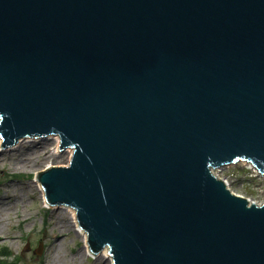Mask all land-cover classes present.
Wrapping results in <instances>:
<instances>
[{
	"label": "water",
	"instance_id": "water-1",
	"mask_svg": "<svg viewBox=\"0 0 264 264\" xmlns=\"http://www.w3.org/2000/svg\"><path fill=\"white\" fill-rule=\"evenodd\" d=\"M0 137H59L37 174L112 264H264V0H0ZM36 254H40V251Z\"/></svg>",
	"mask_w": 264,
	"mask_h": 264
},
{
	"label": "rangeland",
	"instance_id": "rangeland-1",
	"mask_svg": "<svg viewBox=\"0 0 264 264\" xmlns=\"http://www.w3.org/2000/svg\"><path fill=\"white\" fill-rule=\"evenodd\" d=\"M56 137L26 138L8 149H3V141L0 144V153L17 148L20 142H27L28 145L32 142L37 146V155L33 158L35 164L32 163L30 167L23 165L22 157L26 155V150L12 157L9 155L0 158V167L5 169L4 172L0 170V194L5 192L10 196L15 193L19 199L18 203L8 206V211L11 212L0 215L1 222L6 214L3 226L0 227V252H8L11 255L8 261L16 264H112V258L107 255L93 256L89 251L81 258L79 254L85 244L76 232L78 229L72 227L67 209L69 207L50 206L40 195L36 174L52 164L69 165L72 160L73 149L60 151V139L58 137L57 144ZM69 150L72 151L71 154ZM217 176L226 181L234 194L257 204L264 201V177L250 164L241 162L236 166L226 167L217 172ZM53 212L66 213L71 224L66 232L52 229L57 221ZM39 251L40 254H36ZM97 259L100 260L99 263H96Z\"/></svg>",
	"mask_w": 264,
	"mask_h": 264
},
{
	"label": "bare ground",
	"instance_id": "bare-ground-1",
	"mask_svg": "<svg viewBox=\"0 0 264 264\" xmlns=\"http://www.w3.org/2000/svg\"><path fill=\"white\" fill-rule=\"evenodd\" d=\"M29 139H31V138H29ZM23 140H26V139H23ZM22 140V141H23ZM56 143L57 144H59V139H58V137H56ZM1 142H2V139H1V137H0V144H1ZM30 142V141H29ZM33 144V145H32ZM16 148V147H15ZM15 148H13V149H9V150H4V151H2L1 153H0V158H2V157H6V156H13V155H16V154H18V152H20V151H25L26 152V155L24 156L23 155V157L22 158H24V162H23V165H26V167H30V165L33 163V164H35V161H34V157H35V155H37V153H36V148H37V146H36V144L35 143H32L31 142V145L29 144L28 145V143L26 142V143H22V142H20L19 143V145H18V147L15 149ZM57 149H58V147L55 149V151H56V153H57ZM69 153L71 154L72 153V151L71 150H69ZM26 159V160H25ZM22 161V160H21ZM0 165H1V161H0ZM0 170H2L3 172L5 171V169L4 168H1L0 167ZM23 170V169H22ZM38 184V183H37ZM31 187V186H30ZM38 187H39V189H40V195H41V197H42V199L45 201V195H44V191H43V189L40 187V185L38 184ZM13 190H14V188H13ZM17 200H19V199H17L16 198V196H15V193L13 194V195H10V196H8L5 192L4 193H1L0 194V215L3 213V212H5L6 214L8 213V212H11V211H8V206L9 205H14V204H16V203H18L17 202ZM64 208H66V207H64ZM67 209H69V216H70V218H71V223H72V227H74V228H77L78 230H76V232H77V234H79V236L81 237V239L84 241V244H85V246H84V249H83V251H81L80 252V254H79V256L82 258L83 256H84V254H85V252H88V245H87V239H88V236H87V233L85 232V231H83L80 227H79V225H78V222H77V214H76V211L74 210V209H72V208H67ZM57 212V211H56ZM5 214V215H6ZM53 214H55V219H57V221H56V223L53 225V228L52 229H58L60 232H66V230L70 227V223H69V221H68V218H67V215H66V213H61V214H58V213H55V212H53ZM5 215H4V219H5ZM4 219L0 222V227L1 226H3L2 225V222L4 221ZM101 254H103L102 256L100 255V257H105L106 256V254H105V249L103 250V252L101 253ZM110 259H111V256L110 255H107ZM100 262V260L99 259H97V261H96V263H99ZM53 264V263H52Z\"/></svg>",
	"mask_w": 264,
	"mask_h": 264
},
{
	"label": "trees",
	"instance_id": "trees-1",
	"mask_svg": "<svg viewBox=\"0 0 264 264\" xmlns=\"http://www.w3.org/2000/svg\"><path fill=\"white\" fill-rule=\"evenodd\" d=\"M10 254L8 252H0V264H16L15 262H9L8 258H10Z\"/></svg>",
	"mask_w": 264,
	"mask_h": 264
}]
</instances>
